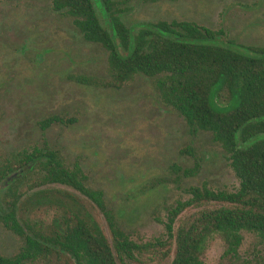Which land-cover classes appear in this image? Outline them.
Returning <instances> with one entry per match:
<instances>
[{
	"label": "rangeland",
	"instance_id": "1",
	"mask_svg": "<svg viewBox=\"0 0 264 264\" xmlns=\"http://www.w3.org/2000/svg\"><path fill=\"white\" fill-rule=\"evenodd\" d=\"M95 6L108 28V12ZM113 13L133 34L159 21H189L224 31L225 42L239 50L264 47V0H114ZM107 57L101 45L83 39L69 16L52 10L51 0H0V169L33 143L56 150L68 166H81L89 187L103 192L131 240L165 241L167 209L189 199L190 188L233 191L239 182L211 134L189 129L161 103L151 82L137 76L109 87ZM49 117L58 121L42 131L39 123ZM6 185L0 184V195ZM30 185L20 188L29 223L48 231L57 213L52 205L28 204L26 196L60 190L110 238L103 213L80 192L60 184ZM215 206L186 208L174 231ZM22 245V238L0 224V256L15 255ZM174 246L172 240L155 251L135 252L123 264H169ZM224 250L214 234L202 264H264V240L252 233H243L235 258L224 257Z\"/></svg>",
	"mask_w": 264,
	"mask_h": 264
},
{
	"label": "trees",
	"instance_id": "2",
	"mask_svg": "<svg viewBox=\"0 0 264 264\" xmlns=\"http://www.w3.org/2000/svg\"><path fill=\"white\" fill-rule=\"evenodd\" d=\"M95 4L108 12V28ZM51 6L71 18L85 41L107 51L109 87L120 88L137 76L151 82L161 103L182 117L189 129L211 134L228 155L239 184L233 191L205 185L190 188L189 199L167 209V239L139 244L117 224L103 192L85 183L78 163L68 166L58 151L33 143L0 169V182L7 184L0 195V224L23 239L19 252L0 256V264H123L124 259H134L135 252L155 251L172 240L169 264H202L214 234L223 240V256L230 259L237 256L244 232L264 240V47L239 50L225 42L224 31L189 21H159L133 34L113 13L114 0H51ZM56 121L43 119L39 127L43 131ZM23 184H31L29 189L60 184L80 192L103 213L110 238L60 190L26 196L28 204L52 205L57 213L48 231L29 223L23 217V210L27 212ZM204 202L216 206L201 210L174 231L179 214ZM160 255L166 256L162 251Z\"/></svg>",
	"mask_w": 264,
	"mask_h": 264
},
{
	"label": "flooded vegetation",
	"instance_id": "3",
	"mask_svg": "<svg viewBox=\"0 0 264 264\" xmlns=\"http://www.w3.org/2000/svg\"><path fill=\"white\" fill-rule=\"evenodd\" d=\"M1 183H4V181H1L0 184H1Z\"/></svg>",
	"mask_w": 264,
	"mask_h": 264
}]
</instances>
